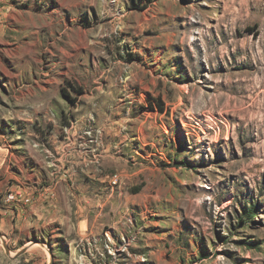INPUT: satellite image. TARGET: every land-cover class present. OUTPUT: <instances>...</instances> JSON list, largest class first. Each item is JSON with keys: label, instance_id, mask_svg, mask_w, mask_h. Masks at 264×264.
<instances>
[{"label": "rangeland", "instance_id": "obj_1", "mask_svg": "<svg viewBox=\"0 0 264 264\" xmlns=\"http://www.w3.org/2000/svg\"><path fill=\"white\" fill-rule=\"evenodd\" d=\"M140 5L0 0V264H264V0Z\"/></svg>", "mask_w": 264, "mask_h": 264}, {"label": "crops", "instance_id": "obj_2", "mask_svg": "<svg viewBox=\"0 0 264 264\" xmlns=\"http://www.w3.org/2000/svg\"><path fill=\"white\" fill-rule=\"evenodd\" d=\"M22 175H15L14 173H8V177L10 178H17L19 179H24L28 180L31 184L32 182H35L38 180V173L33 168H28L26 171L22 172ZM20 177V178H19ZM31 179V180H30ZM22 183H25L23 181ZM24 186V185H22ZM26 187V186H24ZM40 199V198H39ZM44 199L42 198L39 203L36 204H31V205H24V204H19V205H12L6 202L5 200L3 205L0 206V227L6 231H9L12 228H18V230H25L27 228H31L33 225L36 223L32 222L29 220V218L34 217V219H37L40 223H45L44 220L42 219H49L51 220L54 216L56 217V211L57 209L54 208L52 209L51 207H47L46 204L43 201ZM14 206V208H13ZM78 213L81 215L83 213V209L80 208L78 210ZM56 219H53L55 222ZM53 221H48L45 224L50 225L53 223ZM33 224V225H32ZM61 229V228H57ZM60 233H55L52 236H60Z\"/></svg>", "mask_w": 264, "mask_h": 264}, {"label": "trees", "instance_id": "obj_3", "mask_svg": "<svg viewBox=\"0 0 264 264\" xmlns=\"http://www.w3.org/2000/svg\"><path fill=\"white\" fill-rule=\"evenodd\" d=\"M128 1H129V3H130V7H131V8L139 9V8L142 7V6L140 5V0H128ZM150 107H151V108H157L160 112L163 111V104H162V102H160V100H158V102H156V103L154 104V106H153V105H150ZM254 209H255V207L251 206V207L247 210V212H246V217L249 216L250 218H252V217H253Z\"/></svg>", "mask_w": 264, "mask_h": 264}, {"label": "bare ground", "instance_id": "obj_4", "mask_svg": "<svg viewBox=\"0 0 264 264\" xmlns=\"http://www.w3.org/2000/svg\"><path fill=\"white\" fill-rule=\"evenodd\" d=\"M187 87V86H186ZM185 88V87H184ZM106 234V238H107V241L108 242H113V239L110 237V236H108V234L107 233H105ZM108 246V245H107Z\"/></svg>", "mask_w": 264, "mask_h": 264}, {"label": "water", "instance_id": "obj_5", "mask_svg": "<svg viewBox=\"0 0 264 264\" xmlns=\"http://www.w3.org/2000/svg\"><path fill=\"white\" fill-rule=\"evenodd\" d=\"M25 250H26V249H24V248H23V249H21V250L19 251V253H17V254H16V256H18V255H20V254L24 253V252H25Z\"/></svg>", "mask_w": 264, "mask_h": 264}, {"label": "built area", "instance_id": "obj_6", "mask_svg": "<svg viewBox=\"0 0 264 264\" xmlns=\"http://www.w3.org/2000/svg\"><path fill=\"white\" fill-rule=\"evenodd\" d=\"M19 194V193H18ZM13 198V193L8 194V199ZM28 200V199H27Z\"/></svg>", "mask_w": 264, "mask_h": 264}]
</instances>
